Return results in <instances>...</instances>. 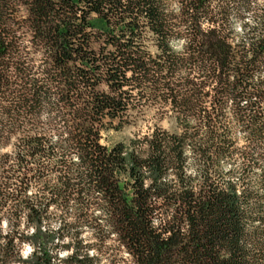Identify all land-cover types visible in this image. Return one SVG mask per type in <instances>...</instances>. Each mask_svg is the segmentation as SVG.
Instances as JSON below:
<instances>
[{"label":"trees","instance_id":"obj_1","mask_svg":"<svg viewBox=\"0 0 264 264\" xmlns=\"http://www.w3.org/2000/svg\"><path fill=\"white\" fill-rule=\"evenodd\" d=\"M7 146L0 264H264V0H0Z\"/></svg>","mask_w":264,"mask_h":264},{"label":"rangeland","instance_id":"obj_2","mask_svg":"<svg viewBox=\"0 0 264 264\" xmlns=\"http://www.w3.org/2000/svg\"><path fill=\"white\" fill-rule=\"evenodd\" d=\"M180 44V41L173 42V46L175 49H179ZM151 45L152 44L150 43V50L154 51V47ZM158 118L161 119L158 120ZM155 122H157L161 127L170 131H174L176 129L173 114L171 113V111L167 110L166 112L160 114L156 110L151 109L144 114H141L140 116L134 118V120H132V123L124 125L119 130L108 129L102 131L100 142L106 146H111L119 142L127 145L129 140L134 138L135 136H142L148 133ZM233 133L237 138L242 137L241 130L236 127L233 129ZM9 150V146L0 148V155L4 152H8ZM51 225L55 227L56 223L51 222ZM79 239L81 240L82 244H96V246L98 247V250L96 252L99 258V264H126V253H124L113 240H108L103 245H100L96 240H94L90 232L86 230H83L80 233ZM28 251L29 248L27 246H24L22 249V255L27 254ZM67 253L69 252L60 251L59 257H63Z\"/></svg>","mask_w":264,"mask_h":264}]
</instances>
